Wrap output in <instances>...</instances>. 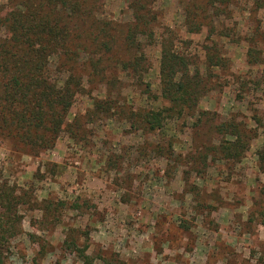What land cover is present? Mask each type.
I'll return each instance as SVG.
<instances>
[{"label":"rangeland","instance_id":"rangeland-1","mask_svg":"<svg viewBox=\"0 0 264 264\" xmlns=\"http://www.w3.org/2000/svg\"><path fill=\"white\" fill-rule=\"evenodd\" d=\"M101 2L102 17L117 27L130 20L127 0ZM219 7L226 13L209 12L215 31L208 34L207 26L188 31L180 0L154 4L156 35L171 30L191 73L198 68L209 79L195 116H175L155 132L113 111L91 116L93 98L106 90L94 83L68 115L86 113L77 136L62 133L38 154L0 138V179L16 196L11 219L0 207V264H264V136L257 122L264 123V6L229 0ZM211 41L223 57L216 68H206L202 50ZM250 41L262 64L247 62ZM142 43L150 92L121 72L119 105H168L159 96V46ZM229 120L252 136L237 161L208 152L224 138L215 125Z\"/></svg>","mask_w":264,"mask_h":264},{"label":"trees","instance_id":"trees-1","mask_svg":"<svg viewBox=\"0 0 264 264\" xmlns=\"http://www.w3.org/2000/svg\"><path fill=\"white\" fill-rule=\"evenodd\" d=\"M156 1L127 0L130 20L117 27V23L102 17L101 0H5L0 5V138L38 154L52 148L62 133L77 136L86 113L73 120L68 115L75 98L89 93L88 86L94 83L106 90L101 98H93L87 111L91 116L113 111L130 126L152 132L165 129L175 116H195L209 79L198 68L191 73L188 58L175 50L171 30L156 35L152 26L158 17L153 11ZM180 1L188 31L198 32L207 26L208 34L215 31L209 12L225 14L226 9L219 4L229 3ZM253 3L264 6V0ZM220 34L228 37L224 31ZM258 34L257 29L254 35ZM144 38L159 46V96L168 105H119L117 80L121 72L144 85V93L150 92L149 85L143 84L148 71ZM213 42L202 47L206 68H216L223 62ZM254 44L247 48V62L262 64L253 55ZM261 84L264 86V81ZM198 114L202 121L204 112ZM257 122L264 136V123ZM214 128L224 138L208 152L221 159L239 160L252 138L245 126L229 120L219 121ZM171 155L172 150L165 153L167 158ZM259 156L264 173V143ZM15 199L13 191L0 179V207L7 219H11L16 207ZM80 255L86 263L89 257L83 251Z\"/></svg>","mask_w":264,"mask_h":264}]
</instances>
